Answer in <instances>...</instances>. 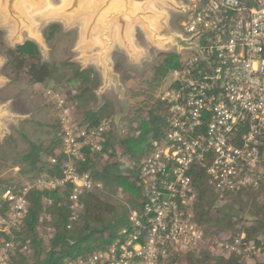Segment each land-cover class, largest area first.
<instances>
[{
	"label": "trees",
	"instance_id": "16d2710c",
	"mask_svg": "<svg viewBox=\"0 0 264 264\" xmlns=\"http://www.w3.org/2000/svg\"><path fill=\"white\" fill-rule=\"evenodd\" d=\"M66 35L57 23L43 29L42 36L53 56L51 62L42 60L41 51L33 40L7 47L3 54L5 60L0 74L8 80L7 84H23L30 94L40 87L42 107L54 111L46 122L22 120L14 134L0 142L2 218L9 211L8 202L2 198L3 191H18L31 185L18 224L8 231L0 230V250L10 244L7 264H64L86 259L122 239L121 231L131 226L130 211L142 212V161L151 153L152 141L160 140L169 128L167 105L155 97L132 108L123 118L124 126L119 131L114 122L113 106L108 102L98 103L95 93L101 83L98 72L71 60L69 50L75 35ZM65 39L70 45L61 47V56L57 57L56 51ZM0 45H4L1 31ZM187 56V53L158 52L154 63L143 71L142 82L159 90L169 72L179 68ZM173 87L176 84L169 83L166 88ZM45 91L63 99L69 109V119L77 128L85 131L105 128L94 143L82 144L75 156L63 152V129L60 118L55 115L58 108L44 95ZM245 131L246 125H239L236 137L240 138ZM257 148L264 155V133L258 139ZM120 156L126 157L127 167H122ZM68 163L76 173L88 174L93 182L91 190L79 194V207L75 210L71 208V183L55 189L33 184L37 179L47 181L62 177ZM208 164L209 159L195 162L188 174L196 192L190 208L193 221L202 231L203 244L204 241L211 242L220 230H224L233 244L243 234L241 250L251 245L264 256V179L256 187L218 192L209 183ZM14 167L18 168L19 174L28 175L27 183L1 176L3 170ZM261 167L264 170V162ZM118 193L123 200L109 199ZM201 248L199 245L195 250L171 253L166 264H264L258 256L245 259L242 251L222 254L214 253L209 246ZM25 249L31 251L29 258Z\"/></svg>",
	"mask_w": 264,
	"mask_h": 264
},
{
	"label": "built area",
	"instance_id": "2783aa9c",
	"mask_svg": "<svg viewBox=\"0 0 264 264\" xmlns=\"http://www.w3.org/2000/svg\"><path fill=\"white\" fill-rule=\"evenodd\" d=\"M182 10L179 36L188 56L169 72L176 87L157 97L167 105L169 128L152 141L141 164L142 212L130 211V229H123L122 239L108 249L64 264H166L169 254L198 248L203 234L193 221L196 192L188 175L195 162L209 159L206 172L218 192L256 187L264 179V155L257 148L264 133V0H184ZM45 94L60 112L66 155H77L82 144L94 143L105 129L77 128L63 99ZM243 123L246 131L238 138ZM66 183L73 185L75 210L79 194L93 188L88 174L76 173L68 163L62 177L37 179L34 185L55 189ZM30 188L3 191L9 204L3 231L18 224ZM9 246L0 250L4 258Z\"/></svg>",
	"mask_w": 264,
	"mask_h": 264
},
{
	"label": "rangeland",
	"instance_id": "374dc122",
	"mask_svg": "<svg viewBox=\"0 0 264 264\" xmlns=\"http://www.w3.org/2000/svg\"><path fill=\"white\" fill-rule=\"evenodd\" d=\"M42 2V7H35L30 1H22L20 3L19 9L22 11L29 25L23 24L20 26L17 34L14 23L7 21L6 16L0 12V31L2 32L4 42V45H0V67L5 60L3 55L5 49L22 43L28 38L33 39L38 45L42 60L51 62L53 56L50 52V47L44 41L42 31L47 25L57 23L60 30L64 34H68L66 35L67 37L75 35L73 47L69 50L71 60L77 62L81 67L98 68L97 71H99L98 74L101 79L100 86L95 92L98 103L108 102L113 106L115 109L114 122L119 131L124 126L123 118L128 115L132 108L145 102L146 99L148 102L155 99V97H158L165 90L167 84L170 83L167 79L159 90H154L142 82V73L154 63L158 52H176L175 45L169 42L171 37L179 48H186L181 40V36H179L184 22V13L182 10L184 0H169L168 3L167 1L166 3L152 1L149 5L162 15V19L157 21L159 34L161 36H170V38H164L162 36L163 43L153 41L141 23L129 24L128 38L134 50L132 54H128L123 48L119 47L117 37L113 36L117 34V26L112 23V52L110 54L109 64L113 67L114 65H118L119 68H113L114 70L112 72L108 71V75L105 78H103V70L97 65L98 59H95V52L99 45L95 44L90 47L88 42L84 40V31L89 19V13L76 18H69L62 15L56 16L52 12L61 8L66 0H42ZM99 33L97 26L95 32L92 34L93 40L97 38V41H99ZM65 45H70L67 39L60 43L59 49L56 51L58 53L57 57L61 53V47ZM182 52L184 54L187 53L184 49H182ZM4 83L5 80H1L0 76V142L7 135L14 134L15 130L20 127L22 120L34 119L46 122L49 117L54 115L53 110H46L42 107L40 97L42 90L40 87L34 93L30 94L23 84H18L17 86L7 84V79L6 84ZM59 114L60 112L58 113L56 110L55 115L59 117ZM120 161L123 168L128 166L126 157L120 156ZM1 176L12 178L14 182L18 181L23 184L28 182V175L19 174L18 168L16 167L3 170ZM35 181L33 184H35ZM109 199L111 201H119L123 200L124 197L118 193L117 195L110 196ZM1 219L2 217L0 216V230L6 226L5 223L1 222ZM228 237L229 235L224 230H220L211 242L204 241V244L202 242L200 247H202L201 249H206L209 246L214 253L222 254H227L234 250L237 252L242 251L247 260H250L253 256H258L259 259L264 260L263 254L251 245L241 250L240 239L243 237V234L240 235L239 241H235L234 244L229 242ZM24 253L28 258L31 255L30 250L25 249ZM0 264H7V255L4 258L0 254Z\"/></svg>",
	"mask_w": 264,
	"mask_h": 264
},
{
	"label": "water",
	"instance_id": "95a60500",
	"mask_svg": "<svg viewBox=\"0 0 264 264\" xmlns=\"http://www.w3.org/2000/svg\"><path fill=\"white\" fill-rule=\"evenodd\" d=\"M22 1L31 2L35 7H42V0H0V12H2L7 21L14 23L16 34L23 24H28L27 19L19 9ZM147 0H66L65 4L52 12L54 15L76 18L80 15L89 13V19L84 31L85 42L89 41V34L96 24L100 22L103 31H109L107 23L114 19L120 27L121 38L126 44L124 38L129 21H140L144 24L148 33L154 36L156 33L151 21L146 19L148 12L137 11L136 4Z\"/></svg>",
	"mask_w": 264,
	"mask_h": 264
},
{
	"label": "crops",
	"instance_id": "0c3cea01",
	"mask_svg": "<svg viewBox=\"0 0 264 264\" xmlns=\"http://www.w3.org/2000/svg\"><path fill=\"white\" fill-rule=\"evenodd\" d=\"M152 1H162L164 3H166V1H167V3H168L169 0H147V1H144L142 3L136 4L137 11L148 12V15L146 16V19L148 21H151L152 24H153V28H154V31L156 33L154 36H152L150 33H148L146 31L144 24L142 22H140V21H129L128 22L127 31L125 32V36H124V38L126 39V44L123 43V40L121 38L120 27H119V25L116 23V21L114 19L110 20V22L107 23V28H109V31H103L99 21L96 22L94 27H92V29L90 31V34H89L88 44H89L90 47L94 46L95 44L99 45L97 47V51L95 52V55H96L95 59H98L97 60V65H99L100 68L103 70V78H105L108 75V73H107L108 71L112 72L114 70L113 68L116 69V65H114V67H113V66H110V64H109V62H110V54L112 52V49H111V46H112V37L111 36L113 34L112 23H114L117 26V34L113 35V36L117 37V40L119 42L118 43L119 47L123 48L128 54H132L133 51H134L133 48H132V45H131V43L129 41V38H128V28H129V24L130 23H138V24L141 23L144 26V29L148 33L150 38H152L153 41H157V43H163L162 36L164 38H166V37L170 38V36H164V35L161 36L159 34V32H158L159 31V27L157 25V21L162 19V15L159 12H157L156 9H153V8H151V6H149ZM97 26H98V29H99V32H100L99 35H98L100 42L97 41V38L94 39V40L92 38V34L95 32ZM172 39L173 38L171 37V40L169 42L172 45H175L176 53H184L181 50L182 48H179L178 45L176 43H174ZM26 40H33V39H29L28 38ZM91 68H93V67H91ZM94 70L97 71L98 68H94ZM97 72H99V71H97ZM0 76H1V80H3V81L5 80L4 84H6V79L2 75H0Z\"/></svg>",
	"mask_w": 264,
	"mask_h": 264
},
{
	"label": "bare ground",
	"instance_id": "6f19581e",
	"mask_svg": "<svg viewBox=\"0 0 264 264\" xmlns=\"http://www.w3.org/2000/svg\"><path fill=\"white\" fill-rule=\"evenodd\" d=\"M52 1V0H51ZM50 2V1H49ZM51 4V3H50Z\"/></svg>",
	"mask_w": 264,
	"mask_h": 264
}]
</instances>
